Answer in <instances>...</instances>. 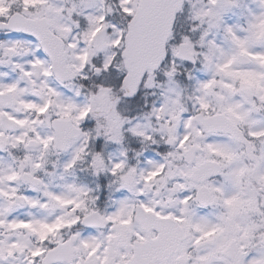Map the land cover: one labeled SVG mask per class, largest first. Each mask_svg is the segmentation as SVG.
Returning <instances> with one entry per match:
<instances>
[{
  "label": "snow or ice",
  "instance_id": "6c2138e0",
  "mask_svg": "<svg viewBox=\"0 0 264 264\" xmlns=\"http://www.w3.org/2000/svg\"><path fill=\"white\" fill-rule=\"evenodd\" d=\"M0 264H264V0H0Z\"/></svg>",
  "mask_w": 264,
  "mask_h": 264
}]
</instances>
